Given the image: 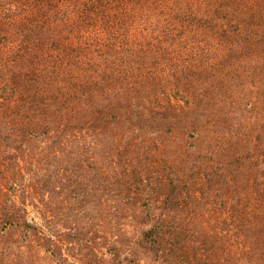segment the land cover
I'll list each match as a JSON object with an SVG mask.
<instances>
[{
  "label": "rangeland",
  "instance_id": "374dc122",
  "mask_svg": "<svg viewBox=\"0 0 264 264\" xmlns=\"http://www.w3.org/2000/svg\"><path fill=\"white\" fill-rule=\"evenodd\" d=\"M169 52L195 69L229 53L201 44ZM239 90L242 113L244 95L253 103L245 121L218 126L212 110L200 139L189 127L194 98L179 92L109 126V141L92 120L60 144L36 136L0 145V238L9 222L35 228L45 251L31 245L20 264H264V107ZM150 117L163 126L137 123ZM238 127L246 138L230 141ZM9 231L10 244L22 241Z\"/></svg>",
  "mask_w": 264,
  "mask_h": 264
},
{
  "label": "trees",
  "instance_id": "16d2710c",
  "mask_svg": "<svg viewBox=\"0 0 264 264\" xmlns=\"http://www.w3.org/2000/svg\"><path fill=\"white\" fill-rule=\"evenodd\" d=\"M261 2L0 0V145L36 136L60 144L92 120L100 126L98 139L109 141V126L123 119L132 124L129 114L138 116L150 100L160 105L157 97L169 106L168 97L179 92L194 98L189 127L198 139L199 124L211 122L207 114L212 110L218 126L233 129L245 121L246 107H253L250 95H244L242 113L241 87L256 93L264 107V12L249 14L254 5L263 11ZM200 44L229 53L201 69L169 56L174 47L186 51ZM238 108L239 116L230 119ZM162 122L137 121L149 127ZM240 131L228 134L230 141L246 138ZM9 226L22 241L10 244V229L2 235L0 264L2 258L20 264L19 254L30 252L33 244V253L45 251L28 222Z\"/></svg>",
  "mask_w": 264,
  "mask_h": 264
}]
</instances>
